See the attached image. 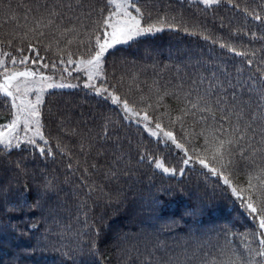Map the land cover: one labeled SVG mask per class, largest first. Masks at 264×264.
Wrapping results in <instances>:
<instances>
[{
	"label": "snow or ice",
	"instance_id": "6c2138e0",
	"mask_svg": "<svg viewBox=\"0 0 264 264\" xmlns=\"http://www.w3.org/2000/svg\"><path fill=\"white\" fill-rule=\"evenodd\" d=\"M195 3L203 5L205 10L223 4L242 14L245 21L251 17L264 25V5L255 4V0L254 6L245 0L243 7L237 0H195ZM0 18L4 23L13 24L10 30L0 31V97L4 98V107L9 109L10 115L6 123H0V208L5 213L27 205L25 197L34 191L33 202L28 207L32 212H43L44 204H51L48 215L59 229L61 239L70 237L73 253L81 257H96L99 253L101 230L97 228L92 232L94 224L88 221L87 213L83 228L75 231L57 219L54 198L59 186L56 178L41 173L40 183L34 190L30 189L21 184V177L28 174L27 158L6 159L13 151H30L33 158L37 153L44 159H54L57 153L71 158L67 145H62L57 138L54 148L51 138L46 136L42 108L52 90L82 87L88 94L119 110L115 120L110 115L101 117L100 132L93 134L92 128L82 132L71 130L73 135L79 136L80 150L85 157L97 143L107 142L123 122L135 123L160 149L151 152L147 145H138V164L146 161L154 170L166 175L175 176L178 169L181 177L186 170L198 172V177H202V180L198 178L196 190L189 192L193 203L181 220L196 218L207 207L206 196L199 191L203 183L205 193L209 188L213 193L216 189L230 192L251 221L250 229L239 234V245L235 243L237 234L227 228L189 226L181 237L183 244L176 246L178 250L169 249L159 241L158 231L149 234L144 229L135 234L115 235L114 246L124 245L120 251L129 258L132 252L138 259L143 256L140 264H264V34L251 33L250 43L259 40V48L213 39L207 30L195 31V25L190 30L183 11L170 14L165 10L162 14L156 0H27L15 5L12 0H0ZM245 27L235 29L231 35L248 37ZM166 30L199 35L205 41L211 40L213 45L219 42L222 50L239 58L241 63L234 74L224 65L208 75L197 71L190 76L182 73L184 61L180 60L175 64L173 77L161 84V73L172 67L166 64L156 73L149 94H142L138 101L130 100L128 94H122L118 88L130 71L128 66H135V61H129L123 49L130 48L141 38ZM41 49L45 55H40ZM48 53H52L50 60ZM192 66L209 67L207 62L199 60ZM152 67L159 66L154 63ZM73 73L77 83L66 82ZM137 78L138 72L132 71L131 79ZM168 99L175 102V108L166 102ZM101 154L102 151L97 152ZM124 155L114 154V169L125 163ZM173 155L178 159L175 166L170 167L168 157ZM130 162L129 157L125 166ZM67 167L76 173L80 165L77 162V167L73 168L69 163ZM91 168L95 171L97 166L92 164ZM117 174L118 169L106 172L105 176L115 178ZM89 175V168L85 166L81 179L86 180ZM69 181L70 177H66L64 182ZM93 191L95 186L88 185L86 195L90 196ZM122 202L117 197V203ZM85 204L86 201H81L80 207ZM161 204L160 197H152L149 207L154 219L167 231H176V220H162L159 215ZM8 226V223H0V229ZM90 234L94 238L85 240ZM149 236H155L156 242L151 243ZM54 250L60 249L54 247ZM157 251L163 255H157ZM62 254L74 259L69 252ZM80 264H101V261L95 258L81 260ZM125 264H128L127 259Z\"/></svg>",
	"mask_w": 264,
	"mask_h": 264
},
{
	"label": "trees",
	"instance_id": "16d2710c",
	"mask_svg": "<svg viewBox=\"0 0 264 264\" xmlns=\"http://www.w3.org/2000/svg\"><path fill=\"white\" fill-rule=\"evenodd\" d=\"M20 2L26 3L27 0H12L13 5ZM237 2L243 7L245 0H237ZM247 2L254 6L253 0H247ZM156 3L162 14L165 10L170 14L183 11L190 30H193L195 25V31L207 30V34L213 39L222 38L238 46L244 44L249 47H261L259 40L250 43V38L252 32H256L257 36L264 34V25H261L259 21H253L251 17L245 21L242 14L223 4L205 10L203 5L195 1L189 2V0H156ZM255 4L264 5V0H255ZM20 22H22V10ZM0 24H2L0 31H7L13 27V24L4 23L2 18H0ZM240 27H245V30L249 32L248 37L231 35ZM25 54L28 52L26 51ZM123 54L129 61H135V66H128L130 71L127 72L118 88L122 94L127 93L130 100L137 101L142 94H149V86L156 78V73L164 69L166 64L172 67L161 73V84L173 77L175 64L180 60L184 61L181 65L182 73L187 72L190 76L197 71L208 75L224 65L234 74L236 67L241 63L239 58L222 50L219 42L213 45L211 40L205 41L199 35L191 36L183 31L166 30L154 36L141 38L130 48L123 49ZM40 55H45L43 49L40 50ZM116 55L119 56L120 53ZM47 56L50 60L52 53H48ZM111 60L110 56L109 61ZM198 60L207 62L209 67L207 69L193 67L192 65H195ZM154 63L159 67L154 69L152 67ZM132 71L138 72L136 80L131 79ZM117 75L119 76L120 73L118 72ZM71 78L76 79L75 73ZM173 82L175 83V80ZM166 102L173 108L176 107L172 99ZM118 111L100 98L88 94L82 87L52 90L51 94L46 96V103L42 108L44 131L46 136L51 138L54 148L57 138L62 145H67L71 158L67 155L61 156L59 153L54 159L41 158L38 153L33 158L30 151H13L11 156L6 158L12 161L27 158L28 174L21 177V184H26L30 189L34 190L40 183L41 173L49 178H56L59 186L58 195L54 198L57 219L75 231L83 228L84 214L87 213L88 221L94 224L92 232H95L97 228L101 230L97 256L81 257L79 253H73L69 242L70 237L61 239L58 235L59 229L53 223L52 217L48 215L51 204L45 203L43 212H32L28 207L34 199V191H32L25 197L28 204L21 206L18 211L5 213L4 209L0 208V223L9 224L7 229H0V264H80L81 260L90 261L95 258H99L101 264H125L126 259L128 264H140L143 256L138 259L136 253L132 252L129 258L127 253L120 251V247L124 245L114 246L113 237L121 233L135 234L141 229L149 234L158 231V240L163 241L167 248L172 250H178L176 246L183 244L181 237L187 233L189 226L227 228L231 233L237 234L235 243L240 244L239 234L250 229L251 221L239 207V202L235 201L228 191L216 189L213 193L209 188L205 193L204 184L200 183L199 191L205 194L207 207L202 215L196 218L180 219L193 203L189 192L196 190L198 178L202 180V177H198V172L189 170H186L185 175L181 177L178 169L175 176L166 175L154 170L146 161L138 164V145H147L151 152H158L160 149L157 148L154 139L148 137L135 123L123 122L107 142L97 143L91 153L85 157L80 150L79 136L73 135L71 130L75 128L77 132H82L92 128L93 134L100 132L103 123L101 117L110 115L115 120ZM93 116L96 117L95 120L92 119ZM8 119H10L9 109L4 107V98L0 97V123H6ZM61 121L64 123L62 124ZM99 151L103 154L97 155ZM120 153L125 154V163L117 166L118 174L115 178L106 177V172L117 170L113 168L112 161L115 158L114 154ZM129 157L131 162L125 166ZM177 159L174 155L169 156L168 166H175ZM77 162L80 165L79 171L70 172L68 164L71 163L73 168H76ZM92 164L97 166L95 171L91 168ZM85 166L89 168L91 175L86 180H82L81 173ZM66 177H70L68 183L64 182ZM88 185L95 186V191L90 196L86 195ZM101 188L103 192L100 191ZM161 189H167V192L162 193ZM153 196L160 197L162 200L158 210L162 220L171 218L177 221L176 231H167L161 222L154 219V213L149 207ZM117 197H120L123 202L118 204ZM81 201H86L83 208L80 207ZM93 238L91 234L84 237L85 240ZM149 239L151 243L156 242L155 236H149ZM54 247L60 250H54ZM139 247L140 252L143 253V243ZM63 252H69L74 259L64 256ZM157 255H163V253L157 251Z\"/></svg>",
	"mask_w": 264,
	"mask_h": 264
},
{
	"label": "rangeland",
	"instance_id": "374dc122",
	"mask_svg": "<svg viewBox=\"0 0 264 264\" xmlns=\"http://www.w3.org/2000/svg\"><path fill=\"white\" fill-rule=\"evenodd\" d=\"M191 1H195V0H191ZM70 70H71V66H69ZM66 82H72V83H77V80L76 79H73V78H70L69 81H66ZM81 85H82V81H80ZM34 99V97H33ZM198 168V166H197Z\"/></svg>",
	"mask_w": 264,
	"mask_h": 264
}]
</instances>
